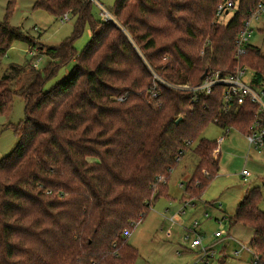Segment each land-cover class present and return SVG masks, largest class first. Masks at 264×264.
Instances as JSON below:
<instances>
[{"label":"trees","instance_id":"16d2710c","mask_svg":"<svg viewBox=\"0 0 264 264\" xmlns=\"http://www.w3.org/2000/svg\"><path fill=\"white\" fill-rule=\"evenodd\" d=\"M227 1L116 0L109 9L116 23L94 18L88 0L35 1L77 21L60 44L38 49L51 57L45 71L12 63L0 77V115L15 95L25 102L18 143L0 159V264H135L141 255L125 231L154 200L170 197V174L188 150L197 163L185 195H202L221 168V152H214L217 140L200 134L215 122L246 136L258 106L234 100L225 110L222 86L192 101V91L170 84L195 86L211 70H234L236 39L261 0H232L233 18L220 23L217 6ZM87 23L91 38L78 53L74 43ZM15 40L35 46L19 26L0 22V66ZM245 54L241 64L259 85L264 54L250 42ZM72 59V72L45 90ZM263 200L261 187L251 186L229 216L253 231L249 247L259 260Z\"/></svg>","mask_w":264,"mask_h":264},{"label":"rangeland","instance_id":"374dc122","mask_svg":"<svg viewBox=\"0 0 264 264\" xmlns=\"http://www.w3.org/2000/svg\"><path fill=\"white\" fill-rule=\"evenodd\" d=\"M35 1L0 0V22L7 19L11 25L19 26L24 34L35 43L34 48L38 50L43 47L46 50L47 46L58 45L72 34L77 16L70 13L69 19L63 22L60 16L55 13L35 7ZM99 1L107 10L113 9L116 2V0ZM92 13L94 18H100L101 12L97 5H93ZM232 16L233 11L224 17L225 21H229L233 18ZM252 29L250 43L259 47L264 54V15L253 23ZM91 33L90 24L87 23L82 34L74 43L78 53L90 40ZM31 49L32 46L27 41L15 40L2 58L0 77L10 64L31 66L34 60H38L36 67L45 71L51 61L50 55L44 52H36V55H33L30 54ZM243 57L244 55L236 59V65L242 63ZM75 63L76 60L72 59L60 67L54 76L46 80L44 89L49 90L57 82L63 80L66 75L72 72ZM248 72L250 76L252 71ZM29 76L30 74L25 73L16 79L14 88L22 86L26 77L29 78ZM24 108V99L20 95H15L11 111L0 115V159L9 154L18 143L15 126L24 120ZM225 130L215 122H211L199 136L210 140H217L222 135L225 137L221 144V168L199 198L183 194L184 188L180 186V183L183 180L186 181L188 175L191 176L195 169L197 159L193 152L188 150L173 168L169 180L170 197L160 196L143 221L136 224L129 237L130 243L139 249L141 255L135 264H195L199 253L182 252L181 250L180 253H177L179 248L177 242L180 243V237L176 235L184 232L183 227L178 224L171 226V222L162 216L167 207L176 211L179 202L183 204L184 195L195 199L194 206L190 204L179 218L185 226H189L194 220H199L200 228L197 227L203 234V242L212 246L214 253L208 264H264V258L259 260V255L255 252L253 254L248 249H242L239 255L236 254V251L241 249L242 243L249 244L252 237L251 232L248 230L249 228L241 224L232 226L228 217L223 219V216L235 214L237 204L251 186H260L264 199V152L259 153L252 150L250 153L245 135L234 128L226 134ZM245 168L251 172L247 179L242 175V170ZM202 172L206 173V171ZM188 180L184 187L189 182ZM172 201H176V203H172ZM261 206L264 208V200ZM206 212L208 217L205 216ZM218 220L224 221V228L227 231L222 237H214L215 232L220 229ZM170 227L174 235L169 239L166 236V231Z\"/></svg>","mask_w":264,"mask_h":264},{"label":"built area","instance_id":"2783aa9c","mask_svg":"<svg viewBox=\"0 0 264 264\" xmlns=\"http://www.w3.org/2000/svg\"><path fill=\"white\" fill-rule=\"evenodd\" d=\"M93 2L94 5L100 8V19L104 21H113L117 22V17L113 15L110 10H107L99 0H88ZM234 2L229 0L227 2L219 3L216 11V20L220 23L225 22V16L233 11ZM70 12H65L61 17V21H66L69 19ZM264 15V0H261L258 3L256 10H254L249 19L245 22L243 30H241L236 39V57L237 59L240 56L244 55L247 52V45L250 42V37L252 35V25L255 21L259 20ZM38 50L32 47L30 54L36 55ZM204 53V51H202ZM33 65L36 67L38 65V60L33 61ZM249 70H251L248 66L242 65L238 63L234 70L230 73L223 74L219 70H211L209 71L203 81L199 85L192 86L189 83L184 84H170L175 88L182 90H189L193 92L192 101H197L199 94H209L212 92L213 88L216 86L223 87L224 94V103L225 110L231 103L236 100L238 104L244 103L247 99L251 102L255 103L258 106V114L256 115L255 122L250 126L249 133L245 136L249 146V152L252 150L257 152L264 151V82L259 85L252 84V76H249ZM155 81L159 80L163 81L157 73L154 72ZM155 89L152 91V95H158V85L155 82ZM229 128L225 130V134L229 132ZM225 140V137L222 135L217 139V148L215 149L217 152H220V146L222 142ZM215 152V151H214ZM215 152V154H217ZM242 175L247 179L248 176L251 175V172L248 169L242 170ZM198 222L195 221L194 226H197ZM221 230L215 232V236L219 237L222 235ZM125 234L128 236L131 234V230H126ZM185 240L188 242L190 240V236L187 235ZM203 235H197L194 239H191L190 246L192 248L199 247L200 255L195 264H208L210 262V257L213 256L212 246H204L203 244ZM238 254V252H237Z\"/></svg>","mask_w":264,"mask_h":264},{"label":"crops","instance_id":"0c3cea01","mask_svg":"<svg viewBox=\"0 0 264 264\" xmlns=\"http://www.w3.org/2000/svg\"><path fill=\"white\" fill-rule=\"evenodd\" d=\"M230 131V130H229ZM228 135V134H227ZM224 142V141H223ZM222 142V143H223ZM220 152H221V146H220ZM264 152V151H263ZM263 152H259V153H263ZM222 153V152H221ZM221 153H220V156H221ZM187 172H190L189 170H187ZM188 177H190L189 175H188ZM186 178V181L189 179V178ZM181 181V180H180ZM186 181L185 180H183L181 183H180V186L181 187H183L184 188V191H183V194L185 193V183H186ZM159 199V198H158ZM158 199H156V200H154L153 201V203H152V206L153 205H155V203H156V201L158 200ZM194 201H195V199H187V200H184L183 201V204L181 203V202H179V206H178V204H177V206H178V209L175 211H172V208H170V207H167L166 209H165V211H164V213L162 214V216L166 219V220H168V221H170L171 222V226H173V225H175V224H178V225H180V226H182L183 227V230H184V232L181 234V233H178V235H176V236H178V237H180V243H178L177 242V244H178V247L180 248H178V250H177V253H180V250L183 252V251H186V252H196V253H199V255H200V249H199V247H197V248H192L191 246H190V241H191V239H194L198 234L199 235H203L202 233H201V231L199 230V226H200V223H199V220H194L189 226H185L184 224H183V222L180 220V218L179 217H181V215L182 214H184L185 213V210H186V208L191 204V205H193L194 206ZM172 203H176V201H172ZM205 216L206 217H208V213L206 212V214H205ZM228 217V220H229V216H223V219H225V218H227ZM143 221V220H142ZM195 221H197L198 222V227L197 226H194V223H195ZM218 222H219V227H220V229L219 230H221V231H223L222 232V235L221 236H219V237H222L223 235H224V233H226L227 231L225 230V228H224V221L223 220H218ZM230 222V221H229ZM231 224V223H230ZM232 225V224H231ZM237 225V224H236ZM233 226V225H232ZM136 227V226H135ZM134 227V228H135ZM197 228H198V230H197ZM250 232H251V236H253V231L252 230H250V229H248ZM218 231V230H217ZM131 233H132V231H131ZM173 235H174V232L172 231V228L170 227V228H168L167 229V231H166V236L170 239L171 237H173ZM187 235H189L190 236V240L187 242L186 240H185V237L187 236ZM131 236V234L128 236V237H130ZM214 237H216L215 235H214ZM252 238V237H251ZM204 244V243H203ZM134 245V244H133ZM135 246V245H134ZM204 246H209V245H206V244H204ZM242 249H248L249 251H251L253 254H254V252L252 251V250H250V247H249V244L248 245H246V243H242V246H241V249L240 250H237L236 251V254H237V252H238V254L237 255H239L241 252H242ZM199 257V256H198ZM213 257V256H212ZM200 258V257H199ZM197 260H198V258H197ZM197 260L195 261V263L197 262Z\"/></svg>","mask_w":264,"mask_h":264},{"label":"water","instance_id":"95a60500","mask_svg":"<svg viewBox=\"0 0 264 264\" xmlns=\"http://www.w3.org/2000/svg\"><path fill=\"white\" fill-rule=\"evenodd\" d=\"M178 121H179V119H178Z\"/></svg>","mask_w":264,"mask_h":264}]
</instances>
